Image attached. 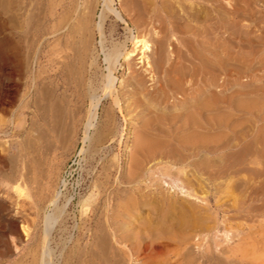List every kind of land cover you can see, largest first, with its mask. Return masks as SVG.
Returning a JSON list of instances; mask_svg holds the SVG:
<instances>
[{
	"label": "rangeland",
	"instance_id": "1",
	"mask_svg": "<svg viewBox=\"0 0 264 264\" xmlns=\"http://www.w3.org/2000/svg\"><path fill=\"white\" fill-rule=\"evenodd\" d=\"M18 1L0 0V39L2 36H5L8 39L9 41L8 53L10 54L11 57V59L7 60L6 63H3L0 58V264H34V263L36 264L38 261L37 260L38 257L41 256V252H42L40 245L42 241L41 229L43 228L42 218L45 210L44 206L41 205L38 201L39 200L38 198H40L38 196V193H40L41 190L40 188L39 189L37 188L38 185H36L35 183H32L31 181H26L25 186H26V191L29 192V196L27 197V195L21 194L16 189V184L20 182V180H17L15 178V171H16L15 168L20 169L23 173H27V175L29 176L31 174V172H29L30 169H28V167L30 168V162H29L30 159L26 155L27 149L25 147V143L29 133L32 132V122L35 119L36 112L38 111L36 109L35 103L37 101H41V103L44 102L43 95L44 92H46V90L50 88L51 86L50 82L58 86L57 88L56 86H54L56 89H58L56 90V94L58 93L57 95L63 93L66 87L70 89L69 91H66L67 94L71 93V91H74L73 88L76 87L74 77L72 78L73 80L71 84L69 85L63 84L69 82L63 81L62 80L64 79L63 75H60V73H58L57 71V67H58L57 65L59 64V61H63V59L64 60L66 59L63 58L62 56H56L58 62L56 60V62L50 63L48 56L50 43L53 40V38L57 36L59 38L61 37V45L64 44L63 42L65 41V36L63 34L67 26L64 28V30L61 29L59 31H56L55 34L52 35L48 34L47 32L48 26L50 23H52V22L50 23L48 22L49 21L48 20L49 14L47 11L48 0H37V2H35L36 0H30V1L22 0L23 3L21 0ZM31 1L34 2L33 5L37 4L39 9H35L37 7L36 5L35 7L32 6ZM39 1L42 4H40ZM83 1L85 0H77V1L57 0V2L60 3L56 6L57 13L55 15V20L57 21L59 19V13H61L63 9L65 10V8L67 9L74 8L76 4L79 6L86 4L84 7L83 6L80 7L82 10L81 9L79 10V6H78L79 11L77 10L78 12L76 11V14H81V12H85V10L87 11L88 8L86 7H88L90 2L93 3L94 0L93 1L86 0L85 3ZM138 1L139 3H136ZM138 1L113 0L111 2V5L113 4L112 6L114 8H117V10L122 11L126 23H124L122 20H119L113 13L111 12L106 13L107 15L105 16L102 22V27H103L102 29L104 33L103 35L104 49L107 50L111 46V44L114 43V41L115 43H117L118 40H119L118 42L126 41L128 49H131L132 43L128 40V37L130 36L128 34L130 33V31H133L134 34H139V33L144 34V32L146 31L145 35H147V37L151 36V39L150 37L149 39L154 42L153 45H155V43L157 45V42L160 43V41L162 40L161 38L169 33V36L171 35L170 37L172 38V40L171 39L168 40L166 45L169 44V47H171V49L173 47L174 48L172 50L171 49L169 50L171 51L170 52L171 60L168 61V65L167 64L165 65L169 66L170 64L169 62L171 61L172 64L174 63L173 64V66H175L174 68L177 69L175 70L174 74H173L174 71L173 66H172L173 69L168 70L171 73L170 74L168 72L169 74L168 76L171 78V82L169 84L171 86L173 85L171 90L172 89L174 90V93L173 91L172 93L174 95L176 93L177 94L179 93L180 95L179 94L178 96L175 95L179 98L181 97L182 91L185 89L183 86L187 85L185 86L186 88L188 86L189 87L192 86L191 89L198 90L200 85H204L206 83L205 86L203 87L207 89V93L209 95L211 93L210 95L211 97L212 94L213 97L216 96L219 89L218 87H216L218 84L217 82L219 81L218 80L219 78L217 76L219 75V72L216 69L218 68L217 67L218 60L217 59L215 60L216 58L215 55L210 56V54H208L207 56H210L208 58H211V60L209 59L208 63L202 61L203 57H206V53L202 52L201 47L202 44L204 43L203 38L205 39L204 36H206L207 34H208V37L206 36L208 39L207 42L210 41L208 43H211L212 49L215 45L214 43L217 42L216 40L217 35H215L216 31L214 29V26H216V17H217V12L215 7L216 4L218 5L220 0H218V2L217 0H212V1L193 0L195 1V3L197 2V4L202 3L200 5H204V6L207 5L210 7V8L207 7V9L210 12L209 13L210 17L208 19L209 21L208 20L206 21L207 24L200 21L201 19L199 20L200 24L199 22L195 21V19L188 20L190 21L189 23L186 20L182 21L181 19L179 20L175 19V22L177 24L174 23V26L171 29L172 31L166 29L165 27H162L163 21L161 17L157 15L158 11L155 14V16L153 15L152 18L149 19L147 18L148 15L146 13L151 8V5H149L150 2H148V0L147 2H145L146 0H143L141 3L140 0ZM169 1L171 2L169 3L170 10L173 8V10L171 11L176 15L178 13H180L181 15H185L188 11H190L188 10L187 12H185L182 9L183 6H181L179 3L181 0H169ZM201 1H203L204 3ZM221 2L223 3L224 6L223 21H226L225 23L223 22V30L225 31H223V39H221L222 47H224L223 58H222L224 67L222 66L223 77L221 78V80L223 79V83H224L222 87V91H223L222 93L224 94L221 93V99L222 98L224 99L221 100L222 102L220 106L222 107V111H223L222 113L224 115L222 114V118H220L221 121L219 120L220 121L219 123L215 121V119L218 120L219 118V117L217 118V115H219V113L218 111H216L217 109L215 108L218 107L219 104L215 103L216 105L214 104L213 107L210 108V112H211L209 114L211 120L210 130L212 129L213 126L212 131H210L211 132L210 137L212 132L215 134H212V137L208 142L209 145H208L207 153H204L203 151L198 152L197 149H192V147L189 152L188 146L191 144L189 143L185 144L184 141L180 140L181 139L180 136H177V138L175 137V140L167 139L168 144L167 147L163 149V151L164 150L165 151L162 154L163 159L161 162L159 163L155 162L158 161L157 158H156L157 160L148 159L149 162L147 161L148 163L145 164V170H144V171L147 170L144 173L145 180H143L141 185L145 189V191L148 192V194H150L151 191L162 192L164 195H166L165 198L170 197L171 200L173 198V201L176 202L175 203L176 206L172 208L174 209L172 211L173 213L176 214L171 216V218L174 217V219L172 218L173 220L170 217L168 218L169 220L168 219L166 220H168L171 223H174L173 225L175 228L172 230L166 228L165 226L168 223L165 226L159 225L160 224L159 221H162L161 219L164 220L165 218L159 217L158 211L153 210L154 208L151 207L149 203L143 205L141 204L140 206L131 208V210H133L131 211V213H133V216L132 214H131L132 217L130 216L132 219L123 218L124 219L123 220L122 218H120L119 220L113 223L114 225L112 224V226H114L113 228L117 226L119 232L122 230V228H124L123 230L124 233L121 231L120 233L118 232L119 234L117 233L115 237H112L111 234L113 232V230H111L112 228L111 229L108 228V230L109 231L111 230V232L107 231L108 234L109 233L111 234V235L109 234V236L110 238H112L111 245L113 244L112 245L113 250L119 248L122 250H126L127 247L129 246L128 249L135 253L134 254L136 255L135 257H138L135 258V261L138 260L139 263L137 261L135 262L134 260H132L126 262V264H136V263L141 264V262L149 258L150 254L152 255L154 254L155 257H157V259L167 258L171 262L179 263L180 261L178 259L181 257L180 256L181 253L185 251L188 247L193 250L195 249L194 250L195 253L196 252L201 253L205 248L207 249L208 252L209 249L208 252L209 255L211 254L212 256L213 255L217 256L218 254L219 257L226 258L227 260H229L231 264L234 261L235 262L237 261L236 262L237 264H264V0H221ZM101 3H103L102 0H95L94 2V4L97 7L94 5L95 7L93 9L94 13L92 14L93 21H92V25H90L91 31H92L93 23L95 21L97 22L98 21L97 19H99L98 17L99 12L101 11L100 9H102ZM146 3H148L147 6ZM5 5L6 7H4ZM141 7L144 9L147 7L148 9L146 8V10L143 11L144 9H142ZM212 7L214 9H212ZM196 8L197 7H195L193 10H196ZM34 9L36 10L35 12H33ZM43 9L44 11H42ZM193 10H191V12H193ZM213 10L215 11L214 12L215 14L213 13ZM29 11L32 12V15H30L31 12ZM45 11H47V13ZM37 12L40 14L35 15V13ZM163 12L162 14H165V12L164 13ZM31 16H33V18ZM147 20L150 21L148 22ZM37 21L40 23L38 24ZM135 23L138 26L135 27ZM198 24L201 26H199ZM210 25H212L213 28ZM150 26L153 30L150 28ZM33 27L34 29L35 28L36 29L32 30L31 28ZM200 27L203 28L201 29ZM146 29L149 31L151 30L153 34L151 31L150 32L148 31V33H151V35L150 34L148 35ZM179 29H183V33L182 30L180 31ZM203 29H205V31ZM207 29H209V31H206ZM185 31L189 33V35L186 34ZM194 32L197 33L196 37H193L195 36ZM173 34L175 35V37ZM160 35H162V37ZM99 37L100 36L98 32L93 30L92 41L95 42L93 44L96 47L95 49L96 51H98V55H99L97 56L98 65L95 67L94 71H96V75L98 76L100 75L101 70L105 69L106 66V63L104 61V53H102L103 51H101V47L99 45V40H100ZM155 37L158 39H156ZM195 38L197 39L198 42L201 39L200 41L201 45L198 42L196 43ZM164 40L167 41L166 39ZM164 40L161 42H164ZM192 44H194V46L196 47H193ZM156 45L154 47H156ZM186 45L188 47L192 46L191 51L189 50L188 47H186ZM185 49H187L186 52L188 53L189 56L184 55ZM198 49L200 53L198 51L196 52V50ZM194 52L196 53L194 54ZM214 52L215 51L213 50V54ZM65 53L67 54L68 59H71L73 57L72 51L69 48H66L62 54L64 55ZM172 53L175 55H173ZM189 53L191 55L193 54L192 56H194V58H191L190 57L191 55ZM181 54L183 55L184 58L180 56ZM200 57L202 58V60ZM189 58L193 59V62L191 60V62L187 63V60L190 61ZM197 58H199L198 61ZM172 59H174V61ZM180 60L183 61L181 62ZM134 61L133 62L136 63V66L134 63L133 66L139 67L140 63H137L138 60H134ZM194 61H196L195 62L196 65ZM177 62L179 66L176 64ZM214 62L216 64H214ZM161 63L163 66H160L159 68L165 66L163 62ZM207 64H209L208 66L210 65L212 66L208 67ZM214 66L216 68H214ZM198 67L199 68L202 67V69H199ZM196 68L198 69L195 70ZM192 70L193 71L195 70L194 71L195 73L190 72V75L192 76V74L193 75L195 74L194 76H192V78L195 77L196 79H192L190 75L185 76L188 75L189 71ZM159 71H161V69H159L158 72ZM115 76L116 79H118L116 84L117 88L122 89L123 87L121 88V86L123 85L120 86L119 81L127 77V72H125V68L118 67ZM186 77L187 79H185V82H183V78ZM178 78H180L182 81ZM189 78L192 79V81H194L195 83H191L192 81L187 82L189 81ZM216 78H217V82L215 80ZM204 80L206 81L203 82ZM153 82L154 81L151 78L145 76L146 91L151 90L152 86H155L156 89L157 88L159 89V86L161 88L160 84ZM178 82L180 83V85L177 84ZM181 83H184L182 84V87H181ZM193 85L196 86L197 88L194 87L195 88L194 89ZM169 86H167L168 89L171 87ZM180 87L183 89L182 91L181 89H179L181 93L179 92V90H176ZM159 91L160 94L162 92V89H159ZM168 91H170V89ZM162 93H161L162 95L158 98L159 101L162 100V98H165L166 96L164 92ZM169 93L171 94V91ZM178 98L176 100H178ZM110 101H111L110 98H104L101 101L98 110L97 124L90 131L91 136L89 139L92 140L91 141L89 139L87 140L91 144H89L88 142H83L82 137L84 136V133L82 130L84 127L82 123H79V125L77 126L78 128H76V130L70 136L71 138L67 140L69 144L66 142L65 146L61 150L54 151L53 152L54 155L52 153L50 156L51 162L47 165V169H49L51 173L48 171L49 172L48 176H46L45 179H43L44 185L47 186L45 187L43 185L45 191H43L44 193L42 194L46 193L45 195H48L52 193L58 187L57 184L60 185L59 184L60 180L63 179L65 181V186L62 190V192L64 193L63 196L61 197L62 201L60 200V204L61 202H63L65 197L67 196L69 197V195L72 197L73 202L71 203V205H69L66 208V210L63 212L64 214L62 213L60 218H58V220L56 221V223L54 224L51 230V235L48 236L49 238H48L47 247L48 249L50 248V250H48L47 259H50L49 264L50 263L51 264H67V263L94 264L95 261H93V259L95 258L93 254L98 251L96 249L98 246V239H99L98 234L101 235V233L102 234L104 233L102 230L98 228L100 227V223L102 224V222L100 221V219H98V215L95 218L91 219L90 218L91 216L83 215L79 210L81 209V205L86 196L89 197L90 199H92L93 197L95 198L97 191H95L94 185L96 184L98 179L102 177L103 175L102 167L103 165L106 164L108 159H110L113 155H116V158L119 161V167L122 168L124 166L122 169L126 168L125 158L131 151L130 146L133 145L132 143L134 142L133 137L136 131V130L134 131L133 129H136L139 123L140 124L142 123L143 117H144L143 120H145V122H150V124L153 125L154 127L160 126L161 128H163L161 132L165 134H167L168 132L169 133L172 132L171 130L175 129V126L180 129V132H178L179 134L184 132V129L182 127H179L178 126L179 124L177 125L178 122L177 118L172 117L173 116L172 114H174L173 112H176V110L172 109L173 105L170 106L172 104V99L167 97L165 99L166 102L163 103L164 106L163 104L161 105L163 107H161L158 104L156 108L155 107L145 108V105L142 104L140 106L131 105L129 108L124 107L123 115L115 107L113 122L115 123L116 126H114L113 123L112 127L116 132L115 136L117 137L114 136L115 139L113 138L108 141H105L104 144L103 143L96 144L94 140L95 139L94 135L97 130L102 129V127L104 126V122L102 121L103 120L105 121L104 118H106V113L108 110L107 108H111L113 106L112 102ZM142 101L146 102L145 100ZM123 104L124 106L128 105V101L126 102L125 100ZM158 108L159 110H161V108H164L163 110L168 112V115L167 116L162 115V117L161 115H158L157 116L158 118L156 119V117L152 116L151 113L152 110L154 109L158 111L157 110ZM213 108H215L216 110ZM124 115H126V117H123ZM211 115H213L212 118ZM168 116H170V118L172 117L173 119L172 118L168 119ZM214 116L216 118L213 119ZM224 116H226V119ZM222 119L223 122L225 120L227 128L226 126L222 128V126L225 125V122L223 123ZM227 119L228 121H226ZM173 124H174V128H171L173 127ZM166 128H168V130ZM170 128L171 130H169ZM164 130L168 132L166 133ZM175 134L176 133L174 132V135ZM162 137L164 138V136ZM117 138L118 140H116ZM117 143L119 145H117ZM22 146L24 147V149ZM94 146L95 148L96 146L97 147L100 146L98 147L100 149V151L98 150L100 153L98 151H95L94 148H93L94 150L92 149V147ZM194 146L196 147L197 144H194ZM215 146L217 147L219 146V147L217 148ZM82 147H84L85 150L83 152H80V148ZM22 153H25L24 156ZM112 153L114 154L112 155ZM189 153H191V157L188 158L187 160L188 162H190L189 164L190 166L189 165L187 166L186 163L181 162V159L189 155ZM20 154L22 157L20 156ZM90 154L93 155L91 156ZM109 156L111 157L109 158ZM167 156L170 157L168 158ZM166 157L168 159H166ZM173 157L178 159L179 162L178 160H175V158ZM180 157L182 158L180 159ZM204 158L207 159L206 162H208L205 168L202 163ZM23 159H24V163H23ZM173 159L175 160V162ZM166 162L169 164H167ZM198 164L201 166H199ZM146 165L149 167V169ZM191 169L194 170L196 169L197 175L199 173L201 174L200 176L198 175L199 180L193 174L191 175L190 178L193 181V185L192 183L188 184L185 179L186 178L185 173L190 172ZM193 177H195L196 179ZM201 178L203 179V181ZM14 187L16 190L14 189ZM33 192H35V194H33ZM89 193L93 195H90ZM33 195L34 197L37 198L33 199ZM81 197L82 199L80 200L79 198ZM101 200L102 201L100 203L99 212H101L103 209L102 205L104 204L103 202L106 201V197L103 196ZM182 201L184 203L181 204L180 202ZM33 202H35L34 205L32 204ZM79 202L81 203V205ZM167 204L168 203H164L163 207H167L168 206ZM180 205L181 207H179ZM184 206L185 208L189 207L190 208L189 210H192L191 214L192 213L195 214L193 216L196 217V219L197 216L198 219H200L197 222V225L199 226L196 227L197 230L195 232L193 230L187 231V228H185V225L183 223L182 224L184 227L182 226L181 223L178 224L179 222L178 218L181 217L182 213L185 214V216L187 214L185 212ZM190 206L193 207L191 208ZM234 207H236V209ZM110 208H115V206L113 205ZM202 209L205 211H203ZM257 209L260 210L261 213ZM88 212H90L91 214V211L88 210ZM152 212L154 214L157 212L155 214V217L157 215V218L159 217L158 219L160 220H157V218L153 217L154 214ZM199 214H201V216ZM177 216L179 217L177 218ZM87 219H89V221ZM175 220H177V222ZM123 221H125V223H123ZM126 223L127 224L130 223V224L126 225ZM120 224H123L125 227H123V225ZM154 224L156 226L154 229L157 228L156 231L152 228ZM118 225L122 226L121 230L119 229ZM209 225H211L212 227ZM158 228L161 229L158 230ZM209 228L211 229L209 230ZM129 229L131 230V232H129ZM206 229L209 232H207ZM171 231L174 233L177 232L175 233V236L177 235L178 240ZM200 231L201 232L203 231L204 233H201ZM154 232H157V234H155ZM161 233H163L164 235ZM185 233L187 234L200 233L201 235L204 234L203 236H205L206 238L198 235L196 236V238L194 237L196 240L194 238H190L189 239L190 241H188L189 243L183 242L184 243L183 245L181 241L182 240L181 237L182 235H185ZM120 234L121 235L124 234V236H129V238L126 237L127 242L124 236H119ZM171 234L173 238L170 239L169 237L171 236ZM136 236L137 237L139 236V238H136ZM145 236H147V238ZM120 237L122 238L121 243H120L121 240ZM227 237L229 238V240ZM135 238L136 240L137 239L138 240L136 241ZM143 238H145L146 240ZM165 239L167 240L170 239V240L167 242L165 241ZM135 241L136 243H134ZM137 242L141 244V246L139 244L140 248L138 247ZM166 242L167 245H165ZM146 243L149 244L150 247ZM197 243H200L201 246L198 245L196 246ZM150 244L153 245L152 248ZM133 245L134 246L136 245L135 246L136 248L132 247ZM163 245L166 247H164ZM182 245L183 248L181 247ZM38 246H40L39 248L40 251L38 249ZM161 246L163 249H161ZM177 247L179 252H177L178 251ZM138 248L140 249L139 251L137 250ZM175 248L177 251L175 250ZM35 249L37 250V252H34L35 254H31L33 253V251H36ZM165 250L166 251L168 250V252L171 254L164 252ZM219 250L221 251L220 253ZM230 250L232 251L234 250L233 252H235V254L233 252L231 254ZM88 251H92V252H88ZM222 251L223 253H226L224 254V256ZM176 253L178 259L173 258L176 256V255L174 256V254ZM35 257L37 258L35 259ZM33 259H35V261Z\"/></svg>",
	"mask_w": 264,
	"mask_h": 264
},
{
	"label": "bare ground",
	"instance_id": "2",
	"mask_svg": "<svg viewBox=\"0 0 264 264\" xmlns=\"http://www.w3.org/2000/svg\"><path fill=\"white\" fill-rule=\"evenodd\" d=\"M18 1V0H17ZM22 1V0H21ZM20 1V3H21ZM30 1V0H29ZM77 1V0H76ZM86 1V0H85ZM85 1H83L85 3ZM93 1V0H92ZM113 0H102L103 3L102 4V9H100L101 11L99 12V19H97L98 21L94 22L93 23V27H92V31H91V27L90 25H92V14L94 13V2L95 0L92 2H90V4L88 5V8L87 11L85 10V12H81V14H76V11L78 10V6L79 5H75L74 8H65V10L63 9V11H61V13H59V19L56 21L55 20V15L57 13V8L56 6L60 3V2H57V0H48L47 2V11H48V14H49V18H48V22H52L49 24L48 26V29H47V32L48 34H55L56 31H59L61 29L64 30V28L66 27V30L64 32V36H65V41L63 42L64 44L61 45V37L59 38L58 36L53 38V40L51 41L50 43V47H49V51H48V56H49V61L50 63H54L56 62V56H62L63 58H65L66 60L63 59V61H59V64L57 65V71L58 73H60V75H63L64 79H62L63 81H66V82H69V83H63V84H71L72 82V78L74 77L75 78V85L76 87L73 88L74 91H71V93H66V91H69L70 89L69 88H65L64 89V92L57 95L56 94V89L58 86H56L55 84L51 83L50 82V88L46 90V92H44V97H43V100L44 102L41 103V101H37L35 104H36V109L40 112H36L35 114V119L33 120L32 122V132L29 133L27 139H26V143H25V147L27 149V156L29 157L30 159V168L28 167L29 172H31L30 176L27 175V173H23L20 169L18 168H15V178L17 180H20V182H18L16 184V189L21 193V194H24V195H27V197L29 196V192L26 191V181H31L32 183H35L36 185H38V189L40 188L41 192L38 193V196L40 198H38L39 200V203L41 205L44 206L45 210H44V213H43V218H42V226L43 228L41 229L42 230V241L40 243L41 245V256L38 257V261L36 264H49V260L50 259H47V254H48V250H50V248L48 249L47 247V243H48V236L51 235V230L54 226V224L56 223V221L58 220V218H60L61 214L66 210V208L71 205V203L73 202L72 201V197L69 195V197H65V199L63 200V202H61L60 204V200H61V197L63 196V193L62 190L65 186V181L63 179L60 180V185L57 184V188L50 194L48 195H45V194H42L44 193L43 191H45L44 189V181L43 179H45L46 176H48V173L50 172L49 169H47V165L51 162L50 161V156L51 154L56 151V150H61L64 146H65V143L67 142V140L69 138H71L70 136L73 134V132L76 130V128H78L77 126L79 125V123H82L83 125V133H84V136L82 137L83 139V142H88L87 140L90 138V131L92 128H94L97 124V118H98V110H99V106L101 104V101L104 99V98H110L113 104V106L111 108H107V113H106V118L105 121L103 120L102 122H104V126L102 127V129L100 130H97L95 132V135H94V140L96 142V144H104L105 141H108L110 139H113L114 136H115V131L112 127V124L114 123L113 122V118H114V114H115V107L118 109V111L123 115V110H124V107L125 108H129L131 105H136V106H140L141 104L142 105H145V108H148V107H155L158 105H162L165 101V99L167 97L171 98L172 99V104L170 106L173 105V108L172 109H175L176 112H173L174 114H172L171 116L173 118H177L178 122H177V125L179 127H182L184 129V132L183 133H178L180 132V129L178 127L175 126V129L171 130V128H174V124H173V127H171L169 130H171L172 132H166L165 130L168 128H166L164 131L167 133H163L161 132V130L163 128H161L160 126H156L154 127L153 125L150 124V122H145V120H143L142 118V123L138 125V127H136V129H133L135 131V134H134V137H133V140L134 142L132 146H130L131 148V151L130 153L126 156V168L122 169L121 167H119V161L118 159L116 158V155H113L114 153H112V157L109 156L110 159L107 160L106 164L103 165V175L100 179L95 180L97 181L96 184L94 185L95 187V191H97V194L95 196V198L93 199H87L86 197L84 198V201L81 205V201L79 202L80 205H81V209L79 211H81V214L83 215H87V216H91L90 218L93 219L95 218L97 215H98V219H100V221L102 222V224L100 223V227H98L100 230H102L104 233L101 235L98 234V246H97V252L93 254L94 258L93 259V256H92V259L94 262V264H126V262L128 261H132L134 260L135 261V258H138V257H135L136 255H134L135 253L130 251L127 247L126 250H122V249H116V250H113L112 249V245H111V240L112 238H110L108 232H111V230H113V232L111 233L112 234V237H115L117 235V233L119 232L117 226L115 228H113L114 226H112V224L119 220L120 218H131L133 216V213H131V208H135L136 206H140L141 204H146V203H149L151 205V207H153L152 209L155 210V211H158L159 213V217L161 218H165L164 220L161 219L162 221H159L160 224L159 225H163L165 226L167 223V225L165 226L166 228L172 230L174 229V223H171L169 222L168 218L176 213H173L172 209L173 207H175V201H173V198L171 200L170 197H167L165 198L166 195H164L162 192H155V191H151V195L148 194V192L145 191V189L142 187L141 183L143 182L144 177V173L147 171H144L145 170V164L148 163V159H151V160H155L156 158L158 159V161H155V162H161L162 161V154L163 152V149L165 147H167V144H168V141L167 139H174L175 140V137L177 138V136H180V140L184 141L185 144H191L188 146L189 148V152H190V149L192 147V149H197L198 152L200 151H203L204 153H207L208 152V142L210 140V138L212 137V134H215L212 132L211 134V137H210V131H212L213 129V126H212V129L210 130V127H211V123H210V117H209V114L211 113L210 112V108L213 107V105L215 103H218L219 106L218 107H215L213 109H215L216 111H218L219 115H217V119H215V121L219 122L220 123V118H222V107L220 106L221 104V100L224 99L222 98L221 99V93L223 92L222 91V87H223V79L221 80V78L223 77V71H222V66H223V52H224V47H222V44H221V39H223V22L225 23L226 21H223L224 20V6H223V3L221 2V0L219 1L218 5L216 4V12H217V17H216V26H214V29H215V35H217V42L214 43V47L213 49L211 48V43H208L210 41L207 42V37H208V34L205 37V39L203 38L204 40V43L202 44V52L203 53H206V57H203V60L201 58L202 61H205V63H208L209 62V59L211 60V58H208L210 57L211 55H215V60L217 59V67L216 68L214 66V68H216L219 72V75L218 76V82H217V78L215 79L216 82L218 83L216 87H218V92H217V95L213 97V94H212V97L207 93V89L204 88L203 86L204 85H200L199 86V89H195L197 88L196 86L193 85V89H191V87H185L183 86L185 89L183 90L181 87H182V84L184 83H181V87L176 89V90H179L181 89L182 93H181V97H177L178 94L176 93L175 96L173 93H174V90L172 88V86L169 84L171 82V78L168 76V72L170 73V71H168L169 69H173L175 66H173L172 62L170 61L169 63V66L168 65V61L171 60L170 56H171V51H169L171 49V47H169V44L166 45V43L168 42V40H172V38L169 36V33L167 35H165L164 37H162V35H160L162 38L161 41H163L164 39H166L167 41L164 40V42H161L160 40V43L157 42V45L156 47H154L155 45L153 41H151V36L150 39L149 37H147V35H145L146 31L143 33H138L139 34H134L133 31H130V33L128 35H130L128 37V40L132 43V47L131 49H128L127 47V43L126 41H121V42H118L111 44V46L105 50L104 49V39H103V27H102V22L105 18V16L107 15L106 13L107 12H111L113 13L119 20H122L124 23L125 20H124V17H123V13L122 11H119L117 10V8H114L112 5H111V2ZM138 1V0H137ZM143 0H140V3L142 2ZM196 1V0H195ZM195 1L193 0H181L179 3L182 7V9L187 12L185 15H181L180 13H178L177 15L175 13H173L171 10H173V8L170 10V7H169V3H171L169 0H148V2H150L149 5H151V8L150 10L146 13L148 15V19L149 18H152L153 15L155 16V14L157 13V15L159 17H161L162 21H163V26L162 27H165L166 29L168 30H171L174 26V23L175 22V19L179 20L181 19L182 21L183 20H194L199 22L202 21L203 23L207 24L206 21L209 19V10L207 9V7L209 6H204V5H200V4H197V2L195 3ZM207 1V0H205ZM212 1V0H211ZM210 1V2H211ZM19 2V1H18ZM32 2V1H31ZM37 2V0L35 1ZM74 2V1H73ZM88 2V1H87ZM86 2V3H87ZM147 2V0L145 1ZM200 2V1H199ZM203 2V1H201ZM214 2V1H213ZM218 2V0H217ZM216 2V3H217ZM23 3V1H22ZM34 2L31 3L32 6L36 7L35 9H39V7L37 6V4L33 5ZM40 4H42L40 1H39ZM77 3V2H76ZM89 3V2H88ZM136 3H139L136 2ZM204 3V2H203ZM209 3V2H208ZM75 4V3H74ZM79 4V3H78ZM83 4V3H82ZM143 4V3H142ZM141 4V5H142ZM174 4V2H173ZM172 4V5H173ZM18 5V4H17ZM62 5V4H61ZM86 4L82 5L83 7L85 6ZM148 5V3H146V6ZM225 5V4H224ZM43 6V5H42ZM74 6V5H73ZM82 6H79V10L81 9L80 7ZM96 6V5H95ZM213 6V5H212ZM6 7V5L4 6ZM44 7V6H43ZM46 7V5H45ZM71 7V5H70ZM97 7V6H96ZM145 7V5H144ZM178 7V6H177ZM195 7L196 10H193ZM142 8V7H141ZM147 8V7H146ZM146 8H142L144 9L143 11L146 10ZM149 8V6H148ZM147 8V9H148ZM179 8V7H178ZM210 8V7H209ZM33 10V12H35L36 10ZM45 9V8H44ZM44 9L42 11H44ZM212 9H214L212 7ZM41 10V9H40ZM78 10V11H79ZM82 10V9H81ZM175 10V9H174ZM191 10H193V12H191ZM41 11V12H42ZM47 11H45L47 13ZM77 11V12H78ZM84 11V10H83ZM165 12V14H162V12ZM31 12V11H29ZM132 12V11H131ZM163 12V13H164ZM178 12V11H177ZM198 12V13H197ZM215 11L213 10V13ZM226 12V11H225ZM74 13H75V16H74ZM23 14V13H22ZM36 14H40V13H35ZM44 14V13H43ZM196 14V16H195ZM215 14V13H214ZM32 15V12L31 14ZM45 15V14H44ZM156 15V16H157ZM125 16V15H124ZM215 16V15H214ZM33 18V16H31ZM213 17V16H211ZM226 17V16H225ZM37 18V17H36ZM146 18V19H147ZM39 19V18H38ZM154 19V18H153ZM35 20V18H34ZM27 21V20H26ZM40 21V20H39ZM148 21V20H147ZM145 21V22H147ZM150 21V20H149ZM148 21V22H149ZM209 21V20H208ZM38 22V21H37ZM36 22V24H37ZM180 22V21H179ZM190 21H188L189 23ZM193 22V21H192ZM196 22V23H197ZM212 22V21H211ZM210 22V23H211ZM40 22H38L39 24ZM155 23V22H154ZM187 23V22H186ZM209 23V24H210ZM35 24V23H34ZM142 24V22H141ZM144 24V22H143ZM177 24V23H176ZM180 24V23H179ZM200 24V22H199ZM198 24V25H199ZM204 24V25H205ZM46 25V24H45ZM148 25V24H147ZM146 25V26H147ZM182 25V24H181ZM187 25V24H186ZM193 25V24H192ZM197 25V24H196ZM37 26V25H36ZM138 26L136 23H135V27ZM143 26V25H142ZM154 26V25H153ZM184 26V25H183ZM188 26V25H187ZM195 26V25H194ZM201 26V25H199ZM198 26V27H199ZM212 27V25H210ZM149 27V26H148ZM161 27V26H160ZM115 28V27H114ZM151 28V26H150ZM190 28V27H189ZM195 28V27H194ZM201 28V27H200ZM203 28V27H202ZM201 28V29H202ZM207 28V27H206ZM205 28V29H206ZM213 28V27H212ZM32 30L34 29L31 28ZM36 29V28H35ZM34 29V30H35ZM127 29V28H126ZM145 29V28H144ZM152 29V28H151ZM165 29V30H166ZM191 29V28H190ZM196 29V28H195ZM198 29V28H197ZM205 29H203L205 31ZM93 30L97 31L98 34H99V45L101 47V51H103L102 53H104V61L106 63V66H105V69L101 70V73L100 75H96V71H94L95 67L98 65L97 64V56L98 55V51H96V47L94 46L93 42L92 41V34H93ZM128 30V29H127ZM147 30V29H146ZM153 30V29H152ZM180 31L182 30V33H183V29H179ZM185 30V29H184ZM192 30V29H191ZM27 31V30H26ZM46 31V30H45ZM107 31V30H106ZM144 31V30H143ZM149 30H147V33H148ZM151 31V30H150ZM149 31V32H150ZM172 31V30H171ZM190 31V30H189ZM193 31V30H192ZM206 31H209V29H207ZM152 32V31H151ZM168 32V31H167ZM186 32V31H185ZM184 32V33H185ZM42 33V32H41ZM160 33V32H159ZM175 33V32H174ZM201 33V32H200ZM198 33V34H200ZM97 34V33H96ZM151 35V33H148V35ZM153 34V32H152ZM166 34V33H165ZM176 34V33H175ZM186 34L189 35V33L186 32ZM191 34V32H190ZM193 34V33H192ZM195 36L193 37H196V34L195 33ZM106 35V34H105ZM174 35V34H173ZM55 36V35H54ZM191 36V35H190ZM175 37V35H174ZM180 37V36H179ZM192 37V38H193ZM210 37V36H209ZM30 38V37H29ZM153 38V37H152ZM156 38V37H155ZM191 38V37H190ZM198 38V37H197ZM201 38V37H200ZM158 39V38H156ZM189 39V38H188ZM210 39V38H209ZM196 40V43L198 42L197 39L195 38ZM50 41V40H49ZM98 41V40H96ZM178 41V39H177ZM189 41V40H188ZM201 41V39H200ZM200 41L198 42L200 44ZM153 42V43H152ZM170 42V41H169ZM194 42V41H193ZM98 43V42H97ZM172 43V42H171ZM174 43V42H173ZM223 43V42H222ZM175 44V43H174ZM183 44V43H182ZM193 47H196L194 46V44H192ZM201 45V44H200ZM224 45V44H223ZM9 46V41L8 39L5 37V36H2L1 39H0V58H1V61L3 63H6L7 60L11 59L10 57V54L8 53V47ZM185 47V46H184ZM186 47H188L186 45ZM192 46H189V50L191 51V48ZM198 47V45H197ZM66 48H69L71 51H72V54H73V57L71 59H68V56L67 54L65 53L64 55L62 54ZM174 48V47H173ZM172 48V49H173ZM171 49V50H172ZM187 49H185V56L188 55V53L186 52ZM194 50V48H193ZM192 50V51H193ZM213 50L215 51L214 54H213ZM175 51V50H174ZM199 52V49L196 50V52ZM194 52V54L196 53ZM201 52V53H202ZM174 53V52H173ZM172 53V54H173ZM178 53V52H177ZM187 53V54H186ZM190 54V53H189ZM208 54H210V56H207ZM175 55V54H173ZM191 55V54H190ZM193 55V54H192ZM190 56L191 58H194V56ZM137 56V57H136ZM180 56L183 57V55L181 54ZM189 56V55H188ZM196 56V55H195ZM205 56V55H203ZM214 57V56H213ZM70 58V57H69ZM184 58V57H183ZM61 59V58H60ZM164 59V60H163ZM182 59V58H181ZM190 59V58H189ZM199 58H197V61H198ZM134 60H138L137 63H140V66L139 67H135L136 66V63H134L135 61ZM174 61V59H172ZM193 62V59H190V61L187 60V63L189 62ZM214 60V61H215ZM134 61V62H133ZM177 61V60H176ZM181 61V60H180ZM179 61V62H180ZM183 61V60H182ZM181 61V62H182ZM58 62V60H57ZM167 64L165 65L164 67L162 68H159L160 66H163L162 63ZM196 61H194L195 63ZM213 62V61H212ZM133 63L135 64V66H133ZM185 63V62H184ZM202 63V62H201ZM178 65V62L176 63ZM211 64V63H210ZM214 64H216L214 62ZM6 65V64H5ZM196 65V63H195ZM209 64H207L208 66ZM173 66V68H172ZM179 66V65H178ZM192 66V65H191ZM190 66V67H191ZM198 66V64H197ZM212 65L208 66V67H211ZM118 67H122V68H125V72H127V77L124 79H121L119 81V85H123L121 86L122 89H119L117 88V80L116 79V76H115V73L118 69ZM170 67V68H169ZM193 67V66H192ZM196 67V66H194ZM224 67V66H223ZM182 68V67H181ZM180 68V69H181ZM199 68V67H198ZM198 68H196L195 70H197ZM4 69V68H3ZM161 69V71L158 72V70ZM184 69V68H183ZM199 69H202L199 68ZM206 69V68H205ZM210 69V68H209ZM215 69V71H216ZM173 74L175 72V70L177 69H173ZM191 70V69H190ZM194 70V71H195ZM172 71V70H171ZM193 70L192 71H189L188 75H185V76H189L190 75V72H194ZM208 71V70H207ZM9 72V71H8ZM19 72V71H18ZM99 72V71H98ZM184 72V71H183ZM204 72V70H203ZM2 73V72H1ZM195 73V72H194ZM209 73V72H208ZM171 74V73H170ZM173 74H172V77H173ZM182 74V73H181ZM214 74V73H213ZM217 74V73H216ZM195 75V74H194ZM192 74V76H194ZM222 75V76H221ZM145 76H148L149 78H151L154 82L153 83H158L161 85V88L159 86V89H162V92H164L166 94L165 98H162V100H158V98L163 94L159 92V89L155 88V86H152L151 90L149 91H146V87H145ZM175 76H178V75H175ZM182 76V75H181ZM191 76V75H190ZM191 76V78H192ZM210 76V75H209ZM62 77V78H63ZM184 77V76H183ZM211 77V76H210ZM177 78V77H176ZM207 78V77H206ZM212 78V77H211ZM180 79V78H178ZM177 79V80H178ZM185 79L186 78H183V82H185ZM192 79H196L195 77H193ZM192 79L189 78V81L187 82H190L192 81ZM204 79V78H203ZM202 79V80H203ZM37 80V79H36ZM181 80V79H180ZM214 80V81H215ZM53 81V80H52ZM116 81V82H115ZM182 81V80H181ZM196 81V80H195ZM206 80H204L203 82H205ZM14 82V81H13ZM54 82V81H53ZM74 82V81H73ZM191 83H195L194 81H192ZM208 83V81H207ZM49 84V83H48ZM60 84V83H59ZM157 84V86H158ZM172 84V83H171ZM176 84V83H175ZM177 84L180 85V83L178 82ZM176 84V85H177ZM61 85V84H60ZM151 85V84H150ZM171 87H170V86ZM175 85V86H176ZM178 85V86H179ZM189 85V83H188ZM56 86V88L54 87ZM73 86V85H72ZM167 86H169L170 88V91H171V94L169 93L170 91H168L169 89L167 88ZM207 86V85H206ZM47 87V86H46ZM60 87V86H59ZM65 87V86H64ZM151 87V86H150ZM215 87V88H216ZM155 88V89H154ZM177 88V87H176ZM224 89V88H223ZM197 90V91H196ZM6 91V90H5ZM173 91V93H172ZM210 92V91H209ZM169 93V94H168ZM215 93V92H214ZM224 94V93H222ZM40 95V94H39ZM180 95V94H179ZM39 97V96H38ZM178 98V100H176ZM215 98V99H214ZM126 102L128 101V105L124 106L123 102ZM142 100H145L146 102H143ZM142 101V102H141ZM169 101V99H168ZM171 101V100H170ZM178 101V102H177ZM224 101V100H223ZM224 103V102H223ZM88 104V105H87ZM111 104V105H112ZM87 105V106H86ZM216 105V104H215ZM135 106V107H136ZM164 106V104H163ZM161 106V107H163ZM86 107V108H85ZM110 107V106H109ZM143 107V106H142ZM152 108V109H153ZM166 108V106H165ZM170 108V107H169ZM144 109V108H143ZM164 108H161V110H159V108L157 109L158 111H156L155 109L152 110V116H155L156 119L158 118L157 116L158 115H168V112H166L165 110H163ZM224 109V108H223ZM141 110V109H140ZM168 110V109H167ZM214 110V112H215ZM225 110V109H224ZM106 112V111H105ZM147 112V111H146ZM35 113V112H34ZM172 113V112H170ZM129 114V113H128ZM137 114V113H136ZM214 115V114H213ZM211 115V118L212 116ZM224 115V114H223ZM229 116V115H228ZM123 117H126V115H124ZM160 117V116H159ZM171 117V118H172ZM225 119H226V116H224ZM167 118V117H166ZM170 116H168V119H171ZM172 118V119H173ZM216 118L215 116L213 117V119ZM124 119V118H123ZM137 119V118H136ZM153 119V118H152ZM212 119V120H213ZM224 119V118H223ZM223 119H222V122H223ZM139 120V119H138ZM220 120V121H219ZM141 121V120H140ZM147 121V120H146ZM154 121V120H153ZM176 121V120H175ZM174 121V122H175ZM214 121V122H215ZM228 121V119L226 120ZM170 122V120H169ZM172 122V121H171ZM221 122V123H222ZM225 122V120H224ZM223 122V123H224ZM163 123V122H162ZM170 124V123H169ZM103 125V124H101ZM172 125V124H171ZM223 125V124H221ZM114 126L115 123H114ZM227 128V125H226V122H225V125L222 126ZM170 127V125H169ZM216 127V126H215ZM218 127V126H217ZM101 128V127H100ZM116 128V127H115ZM221 128V127H219ZM217 128V129H219ZM117 129V128H116ZM221 130V129H220ZM95 131V129H94ZM118 131V130H117ZM128 131V130H127ZM215 131V130H213ZM174 132L176 133L174 135ZM221 132V131H220ZM129 133V132H128ZM28 134V133H27ZM131 134V132H130ZM161 134V135H160ZM179 134V135H177ZM164 136V138L162 137ZM117 137V136H115ZM217 137V135H216ZM92 138H93V135H92ZM115 139V138H114ZM120 139V138H119ZM90 140V139H89ZM92 140V139H91ZM90 140V141H91ZM118 140V138L116 139ZM177 140V139H176ZM70 141V140H69ZM114 141V140H113ZM121 141V140H120ZM119 142V141H117ZM181 142V141H180ZM68 143V142H67ZM89 144H91L90 142H88ZM171 143V141H170ZM179 143V142H178ZM211 143V142H210ZM21 144V143H20ZM69 144V143H68ZM66 144V145H68ZM94 144V143H93ZM115 144V143H114ZM182 144V143H180ZM179 144V145H180ZM194 144H197V146L195 147ZM24 145V143H23ZM107 145V144H106ZM117 145H119L117 143ZM184 145V144H183ZM193 145V146H192ZM254 145V144H253ZM104 146V145H102ZM182 146V145H181ZM21 147V146H20ZM23 147V146H22ZM67 147V146H66ZM89 147V146H88ZM100 147V146H98ZM96 146L92 147V149L94 148L95 151H100V149ZM184 147V146H183ZM210 147V146H209ZM217 147V146H215ZM219 147V146H218ZM217 147V148H218ZM170 148V147H169ZM22 149V148H20ZM24 149V147H23ZM93 149V150H94ZM110 149V148H109ZM120 149V148H119ZM187 149V148H186ZM212 149V148H211ZM85 149L84 147L80 148V152H83ZM108 150V149H107ZM167 150V149H166ZM23 151V150H22ZM98 151V152H99ZM210 151V150H209ZM21 152V150H20ZM24 152V151H23ZM110 152V151H109ZM118 152V151H117ZM197 152V153H198ZM100 153V152H99ZM170 153V151H169ZM19 154V153H18ZM23 156L25 153H22ZM118 154V153H117ZM172 154V153H171ZM225 154V153H224ZM54 155V153H53ZM84 155V154H83ZM91 155V154H90ZM93 155V154H92ZM91 155V156H92ZM111 155V154H110ZM167 155V154H166ZM21 156V154H20ZM175 156V155H173ZM179 156V155H178ZM22 157V156H21ZM119 157V156H117ZM168 157V156H167ZM166 157V159H168ZM191 157V153H189V155H187L186 157L182 158L180 157L181 159V162H184L186 163V165L188 166L190 164V162H188V158ZM195 157V156H194ZM175 158V157H173ZM178 158V157H177ZM202 158V157H201ZM28 159V158H27ZM120 159V158H119ZM124 159V160H125ZM156 159V160H157ZM172 159V158H171ZM170 159V160H171ZM17 160V159H16ZM21 160V159H20ZM174 160V159H173ZM175 160H178L175 158ZM174 160V162H175ZM202 160V159H201ZM207 159H203L202 163L204 165V168L206 167V165L208 164V162H206ZM54 161V159H53ZM106 161V160H105ZM104 161V162H105ZM123 161V160H122ZM148 161V162H147ZM167 161V160H166ZM172 161V160H171ZM21 162V161H20ZM154 162V161H153ZM169 162V161H168ZM173 162V163H174ZM179 162V160H178ZM13 163V162H12ZM23 163H24V159H23ZM22 163V164H23ZM125 163V162H123ZM167 163V162H166ZM18 164V163H17ZM121 164V163H120ZM169 164V163H167ZM178 165V164H177ZM199 165V164H198ZM17 166V165H16ZM147 166V165H146ZM190 166V165H189ZM201 166V165H199ZM49 167V166H48ZM148 167V166H147ZM146 167V168H147ZM20 168V167H19ZM200 168V167H199ZM23 169V168H22ZM149 169V167H148ZM27 170V169H26ZM49 171V172H48ZM102 171V169H101ZM119 171V173H118ZM192 171V172H191ZM190 172H187L185 173L186 174V181L188 184H191L193 185V181L192 179L190 178L191 175L193 174L195 177L198 178L199 180V177L198 175L200 176L201 174L199 173L197 175V172H196V169H191ZM200 172V171H199ZM51 173V172H50ZM118 173V174H117ZM29 174V173H28ZM228 174V173H226ZM225 174V175H226ZM211 175V174H210ZM224 176V175H222ZM193 177V178H195ZM212 177V176H211ZM14 178V179H15ZM98 178V176H97ZM196 179V178H195ZM202 179V178H201ZM200 179V180H201ZM206 179V178H205ZM208 179V178H207ZM34 181V182H33ZM43 181V182H41ZM197 181V180H196ZM203 181V179H202ZM16 182V181H15ZM30 182V183H31ZM199 182V181H198ZM197 182V184H198ZM242 183V182H241ZM34 184V185H35ZM47 184V183H46ZM200 184V183H199ZM202 184V183H201ZM204 184V182H203ZM44 185V186H43ZM15 186V185H14ZM47 186V185H46ZM45 186V187H46ZM188 186V185H186ZM190 186V185H189ZM218 186V185H217ZM56 187V186H55ZM54 187V188H55ZM93 187V185H92ZM202 187V185H201ZM216 187V186H215ZM36 188V187H35ZM15 189V187H14ZM15 189V190H16ZM93 189V188H92ZM206 190V189H205ZM197 191V190H196ZM207 191V190H206ZM18 192V193H19ZM91 192V191H90ZM175 192V191H174ZM19 193V194H20ZM94 193V192H93ZM96 193V192H95ZM33 194H35V192H33ZM90 194V193H89ZM205 194V193H204ZM23 195V196H24ZM37 195V193H36ZM90 195H93V194H90ZM89 195V196H90ZM95 195V194H94ZM32 196V195H30ZM65 196V195H64ZM105 196L106 197V201L103 202L104 204L102 205L103 206V209L101 212H99V208H100V203H101V198ZM91 197V196H90ZM31 198V197H30ZM36 199L37 197H34L33 195V199ZM80 200L82 199L79 198ZM104 200V199H103ZM33 201V200H31ZM62 201V200H61ZM240 201V200H239ZM185 202V200H184ZM183 201L180 202L181 204L184 203ZM35 202H33L32 204L34 205ZM78 203V202H77ZM164 203H168L167 207H163V204ZM219 203V202H218ZM245 203V202H244ZM79 205V206H80ZM115 206V208H110L111 206ZM149 205V206H150ZM190 205V204H189ZM188 205V206H189ZM148 206V208H149ZM166 206V205H165ZM206 206V205H205ZM219 206V205H218ZM181 207V205L179 206ZM178 207V208H179ZM191 207V206H190ZM193 207V206H192ZM191 207V208H192ZM140 208V207H139ZM185 208V206H184ZM202 208V207H201ZM233 208V207H232ZM236 209V207H234ZM256 208V207H255ZM254 208V209H255ZM73 209V208H72ZM142 209V208H141ZM151 209V210H152ZM190 208L189 207H186L185 208V212L187 213L186 216L185 214H183L182 212V215L181 217L177 216V218L179 219L178 221V224L179 223H183L185 225V228H187V231H196L197 230V222L200 220L198 219V216H197V219L196 217H194L193 215L195 214H191L192 210H189ZM206 209V208H205ZM239 209V208H238ZM237 209V210H238ZM43 210V209H42ZM91 211V214L90 212ZM140 210V209H139ZM152 210V211H153ZM178 210V209H177ZM176 210V211H177ZM203 210V209H202ZM225 210V209H224ZM227 210V209H226ZM258 210V209H257ZM149 211V209H148ZM181 211V210H180ZM184 211V210H183ZM205 211V210H203ZM228 211V210H227ZM232 211V210H231ZM240 211V210H239ZM251 211V210H250ZM260 211V210H258ZM135 212V210H134ZM151 212V211H150ZM199 212V211H198ZM201 212V211H200ZM217 212V211H216ZM238 212V211H237ZM74 213V212H73ZM153 213V212H152ZM152 213H149V214H152ZM157 213V212H156ZM155 213V214H156ZM179 213V212H177ZM189 213V214H188ZM208 213V212H207ZM254 213V212H253ZM261 213V211H260ZM64 214V213H63ZM80 214V213H79ZM80 214V215H81ZM132 214V216H131ZM136 214V213H135ZM154 214V213H153ZM155 214L153 215V217H155ZM180 215V214H178ZM198 215V214H197ZM201 216V214H199ZM210 215V214H209ZM86 216V217H87ZM131 216V217H130ZM199 216V218H200ZM228 216V215H227ZM42 217V216H41ZM149 217V216H148ZM158 217V218H159ZM176 217V216H175ZM225 217V215H224ZM75 218V217H74ZM78 218V217H77ZM80 218V217H79ZM157 218V215L156 217ZM157 220H160L158 219ZM174 219V217H172ZM171 218V219H172ZM207 218V217H206ZM218 218V217H217ZM121 219V220H122ZM123 219V220H124ZM132 219V218H131ZM168 219V220H166ZM172 219V220H173ZM75 220V219H74ZM89 221V219H87ZM155 220V219H154ZM153 220V221H154ZM196 220V221H195ZM203 220V219H202ZM132 221V220H131ZM177 222V220H175ZM96 222V221H95ZM121 222V221H120ZM92 223V222H91ZM123 223H125V221H123ZM208 223V222H207ZM206 223V224H207ZM213 223V222H212ZM230 223V222H229ZM77 224V223H76ZM130 223H126V225H129ZM182 224V226H183ZM200 224V223H199ZM204 224V223H203ZM216 224V223H215ZM213 224V225H215ZM232 224V223H231ZM79 225V224H78ZM89 225V224H88ZM92 225V224H91ZM114 225V224H113ZM120 225H123V224H120ZM119 226V229L121 230L122 226ZM134 225V224H133ZM223 225V224H222ZM96 226V225H95ZM94 226V227H95ZM99 226V225H98ZM153 226V225H152ZM150 226V227H152ZM211 226V225H209ZM76 227V226H75ZM123 227H125L123 225ZM128 227V226H127ZM155 224L154 226L152 227L153 229L155 228ZM158 227V225H157ZM184 227V226H183ZM212 227V226H211ZM78 228V227H77ZM108 228H112L110 231L108 230ZM150 228V229H152ZM165 228V230H166ZM203 228V227H202ZM215 228V226H214ZM82 229V228H81ZM117 229V231H116ZM126 229V228H125ZM131 229V228H130ZM129 229V232H131V230ZM157 229V228H156ZM156 229H154L156 231ZM161 229V228H158V230ZM184 229V228H183ZM211 228H209L210 230ZM213 229V228H212ZM228 229V228H227ZM124 228H122V232H123ZM153 230V231H154ZM202 230V229H201ZM207 230V229H206ZM214 230V229H213ZM231 230V229H229ZM262 230V229H261ZM108 231V232H107ZM120 231V232H121ZM128 231V230H127ZM138 231V230H137ZM183 231V230H182ZM119 232V233H120ZM163 232V231H162ZM172 232V231H171ZM180 232V231H178ZM186 232V231H185ZM199 232V231H198ZM201 232V231H200ZM207 232H209L207 230ZM237 232V231H236ZM118 233V234H119ZM124 233V232H123ZM151 233V232H150ZM155 234H157V232H154ZM175 236V233L177 232H172ZM183 233V232H182ZM201 233H204L203 231ZM110 234V235H111ZM136 234V233H135ZM138 234V233H137ZM163 234V233H161ZM209 234V233H207ZM227 234V233H226ZM97 235V233H96ZM164 235V234H163ZM166 235V234H165ZM182 235V234H181ZM203 236L204 234H198V233H185V235H182L181 237V241L182 243L183 242H188L190 241L189 239L190 238H196V236ZM119 236H124V234H120ZM133 236V235H132ZM151 236V235H149ZM158 236V235H157ZM169 236V235H168ZM226 236V235H225ZM41 237V236H40ZM125 239H126V242H127V238H129V236H124ZM127 237V238H126ZM147 238V236H145ZM176 239H177V235L175 236ZM174 237V238H175ZM205 237V236H203ZM136 238H139V236ZM135 238V240H136ZM153 238V236H152ZM170 239L173 238L172 237V234L171 236L169 237ZM194 238V239H195ZM206 238V237H205ZM228 238V237H227ZM238 238V237H237ZM121 239V240H120ZM120 243L122 242V238L120 237ZM133 239V237H132ZM145 239V238H143ZM149 239V238H148ZM169 239V240H170ZM180 239V238H179ZM200 239V238H199ZM129 240V239H128ZM138 240V239H137ZM136 240V241H137ZM146 240V239H145ZM144 240V241H145ZM151 240V239H150ZM167 239H165V241H169ZM173 240V239H172ZM178 240V239H177ZM196 240V239H195ZM229 240V238H228ZM136 241L134 243H136ZM140 241V240H139ZM142 241V240H141ZM148 241V240H147ZM180 241V240H179ZM180 241V242H181ZM202 241V240H201ZM124 242V241H123ZM125 242V244H126ZM131 242V241H130ZM146 242V241H145ZM167 242L165 245H167ZM173 242V241H172ZM204 242V241H203ZM77 243V242H76ZM118 243V242H116ZM133 243V242H132ZM143 243V242H142ZM150 243V242H149ZM152 243V242H151ZM156 243V242H155ZM176 243V242H175ZM179 243V242H178ZM177 243V244H178ZM189 243V242H188ZM187 243V244H188ZM260 243V242H259ZM96 244V243H95ZM124 244V245H125ZM139 242H137V245L139 247ZM147 244V243H146ZM145 244V245H146ZM163 244V243H162ZM176 244V245H177ZM192 244H195V243H192ZM202 244V243H201ZM206 244V243H205ZM118 245V244H117ZM128 245V244H127ZM126 245V246H127ZM132 245V244H131ZM149 246V244H147ZM151 245V244H150ZM169 245V244H168ZM173 245V244H172ZM175 245V246H176ZM184 245V243H183ZM183 245L181 246L183 248ZM201 246L200 243H197L196 246ZM209 245V244H207ZM136 246V245H135ZM134 245L132 247H135ZM141 246V244H140ZM143 246V244H142ZM153 245H151V248H152ZM158 246V245H157ZM164 246V245H163ZM179 246V245H178ZM233 246V245H232ZM257 246V245H255ZM114 247V246H113ZM116 247V246H115ZM118 247V246H117ZM123 247V246H122ZM150 247V246H149ZM159 247V246H158ZM166 247V246H164ZM193 247V246H192ZM204 247V246H203ZM208 247V246H207ZM252 247V246H251ZM32 248V247H31ZM40 248V246H38V249ZM93 248V247H91ZM95 248V247H94ZM136 248V247H135ZM140 248V247H139ZM137 249L138 251L140 249ZM195 248V247H194ZM201 248V247H200ZM199 248V249H200ZM213 248V247H212ZM34 249V248H33ZM95 249V250H96ZM124 249V248H123ZM134 249V248H132ZM148 249V248H147ZM161 249L162 246H161ZM160 249V250H161ZM180 249V248H179ZM198 249V248H197ZM196 249V250H197ZM222 249V248H221ZM241 249V247H240ZM254 249V248H253ZM36 250V249H35ZM173 250V249H172ZM176 250V248H175ZM177 250H178V247H177ZM176 250V251H177ZM185 250V249H184ZM195 250V249H194ZM193 249L191 248H187L185 251H183L181 253V257L178 259L177 257V253L174 254L175 259H178L180 262H171L169 261V259L167 258H158L155 257V255L153 256L152 254L149 255V258L143 262H141V264H231L229 260H227L226 258H222V257H219L218 254L217 256H212L211 254L209 255L208 252H209V249H208V252H207V249L205 248L201 253H195ZM201 250V249H200ZM236 250V248H235ZM255 250V249H254ZM40 251V249H39ZM38 251V252H39ZM87 251V249H86ZM85 251V252H86ZM134 251V250H133ZM136 251V250H135ZM142 251V250H141ZM212 251V250H211ZM210 251V252H211ZM231 254L232 250H230ZM34 252H37L36 251H33V253L31 254H35ZM74 252V251H73ZM78 252V251H77ZM76 252V253H77ZM81 252V251H80ZM88 252H92V251H88ZM137 252V251H136ZM160 252V251H159ZM164 252H168V250L164 251ZM163 252V253H164ZM179 252V250L177 251ZM221 251L219 250V253ZM227 252V251H225ZM40 253V252H39ZM125 253V255H124ZM154 253V252H153ZM162 253V251H161ZM218 253V252H217ZM223 253V251H222ZM229 253V251H228ZM235 254V252H233ZM38 254V253H37ZM86 254V253H85ZM171 254V253H169ZM224 254L226 253H223V256ZM249 254V252H248ZM246 254V255H248ZM251 254V253H250ZM81 255V254H80ZM87 255V254H86ZM91 255V254H90ZM138 255V254H137ZM141 255V254H139ZM143 255V254H142ZM146 255V254H145ZM144 255V256H145ZM158 255V254H157ZM161 255V254H160ZM32 256V255H31ZM51 256V255H50ZM71 256V255H69ZM77 256V255H76ZM172 256V255H171ZM170 256V257H171ZM179 256V255H178ZM222 256V255H220ZM232 256V255H230ZM52 257V256H51ZM142 257V256H141ZM162 257V256H161ZM169 257V255H168ZM34 258V256H33ZM37 257H35L36 259ZM232 258V257H231ZM235 258V257H234ZM26 259V258H25ZM35 259H33L35 261ZM64 259V258H63ZM144 259V258H143ZM146 259V258H145ZM230 259V258H229ZM251 259V258H250ZM81 260V259H80ZM86 260V259H85ZM142 260V259H141ZM171 260V259H170ZM174 260V259H173ZM238 260V259H236ZM52 261V260H51ZM70 261V260H69ZM138 262V260H136ZM135 261V262H136ZM233 261V260H232ZM92 262V261H91ZM235 262V261H234ZM232 263V264H237L236 262L235 263ZM132 263V262H130ZM139 263V262H138ZM35 264V263H34ZM51 264V263H50ZM68 264V263H67ZM72 264V263H71ZM88 264V263H87ZM137 264V263H136Z\"/></svg>",
	"mask_w": 264,
	"mask_h": 264
}]
</instances>
